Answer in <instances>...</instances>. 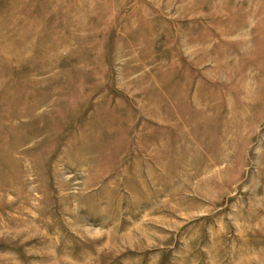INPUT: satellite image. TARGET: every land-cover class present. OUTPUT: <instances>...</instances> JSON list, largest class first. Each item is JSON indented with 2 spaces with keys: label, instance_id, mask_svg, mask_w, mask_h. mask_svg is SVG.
<instances>
[{
  "label": "rangeland",
  "instance_id": "rangeland-1",
  "mask_svg": "<svg viewBox=\"0 0 264 264\" xmlns=\"http://www.w3.org/2000/svg\"><path fill=\"white\" fill-rule=\"evenodd\" d=\"M0 264H264V0H0Z\"/></svg>",
  "mask_w": 264,
  "mask_h": 264
}]
</instances>
